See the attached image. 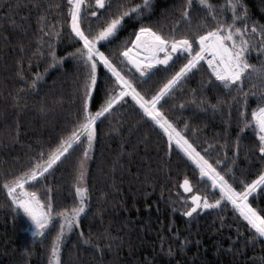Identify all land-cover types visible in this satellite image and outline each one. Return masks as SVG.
I'll list each match as a JSON object with an SVG mask.
<instances>
[{
	"label": "trees",
	"instance_id": "1",
	"mask_svg": "<svg viewBox=\"0 0 264 264\" xmlns=\"http://www.w3.org/2000/svg\"><path fill=\"white\" fill-rule=\"evenodd\" d=\"M105 3L106 10L99 9L95 0L81 5L80 27L90 38L121 12L141 5L96 47L145 100H151L191 57L177 51L167 65H153L141 75L121 55L133 47L140 27L169 39L189 38L194 56L199 51L198 35L217 27V19L233 22L230 0H207L214 11L192 0L186 19L188 0H149L147 7L143 0ZM71 7L68 0H0V264H49L61 224L56 214H70L79 203L75 187L85 148V211L78 225L64 232L60 264H264V237L230 202L221 200L219 207L184 215L191 207V195L214 203L221 198L220 190L201 177L196 165L174 140L169 142L131 95L97 119L90 147L82 135L38 182L25 184L24 191L36 192L42 203L53 206L45 234L33 236L29 217L14 204L5 183L28 172L42 153L47 160L78 129L85 99L94 115L122 90L97 57V83L85 97L90 67L76 54L83 41L71 30ZM235 15L240 18L236 26H246L249 33L257 28L251 38L256 47L248 60L260 68L264 0H239ZM241 87L243 92L224 88L202 60L157 104L237 192L264 173L259 130L249 123L252 111L264 106V76L253 74ZM185 178L193 189L188 196L180 189ZM247 202L264 216V185L257 186Z\"/></svg>",
	"mask_w": 264,
	"mask_h": 264
},
{
	"label": "snow or ice",
	"instance_id": "2",
	"mask_svg": "<svg viewBox=\"0 0 264 264\" xmlns=\"http://www.w3.org/2000/svg\"><path fill=\"white\" fill-rule=\"evenodd\" d=\"M68 3L72 6L70 10L71 30L80 41H83L82 50L77 49L76 54L79 55L86 66L90 67V72L84 84L85 97L91 95L92 88L97 83V57H99V60L102 61L104 66L112 73V76L116 78V82L122 87V90L118 95L109 97L105 104L102 105L100 110L94 115L88 112L87 99H85V116L83 121L79 124L78 129L74 131L68 139L62 140L58 148L49 154L47 160L43 159L42 153L40 161L30 168L28 172L5 183L4 187L7 189L9 196H13V202L17 203L18 207L23 210V213L33 222V236H43L45 234V229L48 228L52 217L53 206L51 203H42L37 197L36 192L24 191L25 184L29 181L38 182V177H43L57 161H60L61 158L65 156V153H68L69 150L73 148V145L80 140L82 135L86 134L90 147L95 134L93 125L97 119L104 116L105 113H108L117 101L125 96L131 95L132 99L139 104L144 114L150 117L163 129L168 136L169 142L171 143L174 140L176 145L181 148L188 159L196 165L200 171L201 177H208L214 188L217 186L219 187L221 193L220 199L215 200L214 203H209L206 197L202 198L199 195H193L191 197L192 206L184 215L190 217L200 207L204 209L219 207L221 205V200H225L233 205L235 210L239 212V215L247 221L248 225H250L260 237H264V216L260 215L257 210L247 202L249 194L255 191L257 186L264 185V173H261L252 183L246 185L243 191L237 192L224 176L217 172L212 164L196 151L195 147L177 131L175 126L169 122L157 108V104L161 98L169 94L174 86L195 69L199 62L204 60L206 55L209 54L211 59H208L207 63L211 69L212 75L217 81L221 82L226 89L235 87L238 91L243 92L241 85L245 79L250 78L253 74H261L264 76V65L257 68L255 65L249 63L248 60L249 53L256 47V45L251 43V38L257 33V28L253 27L249 33L246 26H236V22L240 19L235 15V9L239 0H236L235 3L230 0L229 3V6L234 9L232 23L213 17V19H217V27L195 38L199 43V51H196L194 56H191L193 41L189 38L184 37L179 40L175 38L169 39L153 31L151 28H139L138 32L135 33V39L131 41V43L136 49L143 50L145 60H147L148 63L130 55L133 51L132 48H125L121 55L127 57L128 61L136 67L137 71L141 72V75L144 74V69L151 68L154 64L167 65L169 60L172 59L171 53L186 51L191 57L188 59L187 63L163 85L151 100H145L144 97L136 91L133 85L121 75L108 57L96 47L97 41L107 40L118 31L125 17L140 11L141 5H134L127 11L121 12L115 18H112L97 35L90 38L88 35H85L79 22L81 5L84 3V0H68ZM95 3L99 9L106 10L105 0H95ZM148 3L149 0H143L144 7H147ZM200 3L204 7L214 11L212 5L207 3V0H200ZM191 4L192 0H188L183 14V18L185 19L188 17L187 9L191 7ZM107 7H111V5L109 4ZM91 15L96 16L97 12L93 11ZM243 15L246 18V12ZM259 34L261 36L260 48H264V26H261ZM169 48L171 52H169ZM158 53H165L163 59L159 58L157 55ZM245 95H247V93H245ZM251 118L252 120L249 123L254 122L256 128L259 130V152L264 154V106L252 111ZM87 158L88 148H85L84 160ZM80 168L81 171L77 176V186L75 187V193L79 198V203L71 210L70 214L66 211L56 214L60 217L61 224L60 231L52 241L49 264H60L59 245L63 239L64 232L71 231L74 225H78L80 215L85 211V195L88 190L82 185L84 179V161H81ZM182 187H184L185 191H191L187 178L183 181ZM17 188L21 190L19 199L14 196ZM85 242L87 243L88 241Z\"/></svg>",
	"mask_w": 264,
	"mask_h": 264
},
{
	"label": "water",
	"instance_id": "3",
	"mask_svg": "<svg viewBox=\"0 0 264 264\" xmlns=\"http://www.w3.org/2000/svg\"><path fill=\"white\" fill-rule=\"evenodd\" d=\"M170 52H171V50H170ZM177 53V52H176ZM176 53H171V55H172V57L174 56V55H176ZM135 58H137V57H135ZM125 59H126V61L128 62V64L136 71V72H138V73H140L141 74V72L140 71H137V69H136V67L133 65V64H131L129 61H128V58L127 57H125ZM138 59V58H137ZM170 61V60H169ZM161 65H163V64H161ZM207 179H208V177H206ZM209 180V179H208ZM182 184H183V181L181 182V184H180V189H181V191H182V193L184 194V195H186V196H188V195H191L192 194V192H193V189H192V187H191V184L189 183V187L191 188V191H185V189H184V187H182ZM213 187V186H212ZM217 188H219L218 186L217 187H213V189H217ZM193 195H197V194H193ZM193 195H191L190 196V198H189V202H190V204H191V206H192V201H191V197L193 196ZM198 210H200V212L202 213V212H204V211H207L208 209H204L203 207H200V208H198L197 209V211ZM196 211V212H197ZM196 212H194V213H196ZM193 213V214H194ZM192 214V215H193ZM189 217V216H188Z\"/></svg>",
	"mask_w": 264,
	"mask_h": 264
},
{
	"label": "rangeland",
	"instance_id": "4",
	"mask_svg": "<svg viewBox=\"0 0 264 264\" xmlns=\"http://www.w3.org/2000/svg\"><path fill=\"white\" fill-rule=\"evenodd\" d=\"M158 54H160V53H158ZM159 57H160V55H159ZM98 58H99V57H98ZM144 62H145V63H148V61H144ZM154 65H156V64H154ZM83 171H84V179H83L82 185L84 186V180H85V177H86V160L84 161V169H83ZM14 196H15L17 199L20 198V196H21V190H20L19 188L16 189V192L14 193ZM10 197H11V199H12V201H13V196H10ZM14 204L18 206L17 203H14ZM22 211H23V210H22ZM29 220H30L31 227H32L31 232H32V234H33V231H34V224H33V222L31 221L30 218H29Z\"/></svg>",
	"mask_w": 264,
	"mask_h": 264
},
{
	"label": "flooded vegetation",
	"instance_id": "5",
	"mask_svg": "<svg viewBox=\"0 0 264 264\" xmlns=\"http://www.w3.org/2000/svg\"><path fill=\"white\" fill-rule=\"evenodd\" d=\"M133 51L130 53L132 56L134 57H137L138 59L140 60H144V61H147L145 60V54L143 52L142 49H136L134 46L132 47ZM158 56L160 55V59H163L165 53H160V54H157ZM149 68L147 69H144V71H147Z\"/></svg>",
	"mask_w": 264,
	"mask_h": 264
},
{
	"label": "built area",
	"instance_id": "6",
	"mask_svg": "<svg viewBox=\"0 0 264 264\" xmlns=\"http://www.w3.org/2000/svg\"><path fill=\"white\" fill-rule=\"evenodd\" d=\"M208 59H211L210 54H209V55H206V58L204 59V61H205L206 65H207V67H208V69H209V71H210V73H211V75H212L211 69L209 68L208 63H207V60H208ZM212 76H213V75H212ZM213 77H214V76H213ZM214 78H215V77H214Z\"/></svg>",
	"mask_w": 264,
	"mask_h": 264
},
{
	"label": "bare ground",
	"instance_id": "7",
	"mask_svg": "<svg viewBox=\"0 0 264 264\" xmlns=\"http://www.w3.org/2000/svg\"><path fill=\"white\" fill-rule=\"evenodd\" d=\"M131 55V54H130Z\"/></svg>",
	"mask_w": 264,
	"mask_h": 264
}]
</instances>
